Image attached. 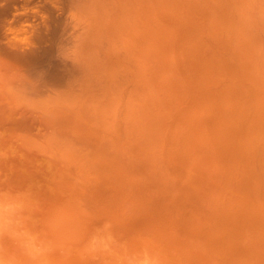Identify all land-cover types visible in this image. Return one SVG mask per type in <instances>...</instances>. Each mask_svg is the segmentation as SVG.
Instances as JSON below:
<instances>
[{
	"label": "bare ground",
	"instance_id": "bare-ground-1",
	"mask_svg": "<svg viewBox=\"0 0 264 264\" xmlns=\"http://www.w3.org/2000/svg\"><path fill=\"white\" fill-rule=\"evenodd\" d=\"M0 89V127L94 156L103 202L264 264V0H0Z\"/></svg>",
	"mask_w": 264,
	"mask_h": 264
},
{
	"label": "rangeland",
	"instance_id": "rangeland-1",
	"mask_svg": "<svg viewBox=\"0 0 264 264\" xmlns=\"http://www.w3.org/2000/svg\"><path fill=\"white\" fill-rule=\"evenodd\" d=\"M9 102L6 89H0V107H7ZM41 151L44 150H31L30 146L23 145L0 127V263L218 264L212 262L213 259H209L212 258L211 255L197 247L196 242L192 241L195 244L190 245L189 237H180L179 224L175 223V231L179 232V237L176 234L177 238L170 234L171 231L168 230L171 229L167 225H158L147 214H140V207L137 208L140 202H137L138 199L132 200L131 194L119 199L108 198V203H105L106 195L103 202L105 194L99 193L105 192L102 191L104 188H96L101 186L99 179L104 174L103 167L98 165L99 160L96 162L94 156L81 159L59 154L64 157L61 158L62 161L56 156L58 154L44 151L45 154ZM70 156L72 157L68 161ZM91 157L96 164L90 161L93 160ZM70 162L77 166L73 169L72 163L71 169ZM58 165L64 168L59 169ZM81 165L83 167H79ZM89 166L94 169L91 171L92 167ZM78 172L82 174L80 176L84 183L85 180L90 183L86 186V191L83 190L85 186L83 187L84 183ZM89 179L91 181L87 182ZM92 186L95 189L90 188ZM91 193H95L94 196ZM97 199L99 201L96 203ZM112 200H116L115 203ZM127 200L133 204H129ZM100 202L104 205L103 208ZM108 204L119 210L111 207L110 210ZM127 208L131 211L138 209V213L135 215L128 212L127 215ZM130 217L133 221L127 219Z\"/></svg>",
	"mask_w": 264,
	"mask_h": 264
}]
</instances>
